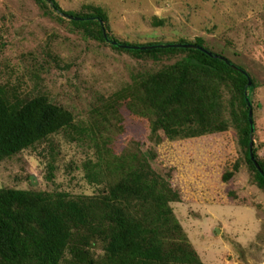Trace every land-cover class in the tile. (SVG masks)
I'll return each mask as SVG.
<instances>
[{"label":"rangeland","instance_id":"374dc122","mask_svg":"<svg viewBox=\"0 0 264 264\" xmlns=\"http://www.w3.org/2000/svg\"><path fill=\"white\" fill-rule=\"evenodd\" d=\"M57 2L67 12L102 10L121 41L200 38L246 69L255 83L253 140L264 161V0ZM50 16L34 0H0V88L45 96L73 114L68 128L0 163V189L91 197L98 192L88 179L98 148L123 163L147 158L179 194L171 208L202 264H264V182L248 162L246 112L236 88H221L222 107L209 112L205 129L186 122L169 128L180 134L170 138L136 77L185 56L136 59L88 38L70 19ZM91 253L100 260L103 249Z\"/></svg>","mask_w":264,"mask_h":264},{"label":"trees","instance_id":"16d2710c","mask_svg":"<svg viewBox=\"0 0 264 264\" xmlns=\"http://www.w3.org/2000/svg\"><path fill=\"white\" fill-rule=\"evenodd\" d=\"M34 1L55 21L70 19L75 30L133 58L157 63L185 56L136 77L170 138L180 134L168 129L186 122L205 129L209 112L222 107L221 88L234 86L246 112L248 162L264 182V161L253 140L257 130L250 94L255 83L246 69L210 50L200 38L132 44L114 37L109 17L98 8L79 14L65 11L57 0ZM72 119L71 112L45 96L0 88V163L68 128ZM98 149V163L88 174L89 182L98 186L91 197L0 189V264H202L171 208L179 194L149 159L123 163ZM94 246L103 249L100 260L92 256Z\"/></svg>","mask_w":264,"mask_h":264},{"label":"water","instance_id":"95a60500","mask_svg":"<svg viewBox=\"0 0 264 264\" xmlns=\"http://www.w3.org/2000/svg\"><path fill=\"white\" fill-rule=\"evenodd\" d=\"M191 48H194V46H190ZM254 143H251V148H253Z\"/></svg>","mask_w":264,"mask_h":264}]
</instances>
